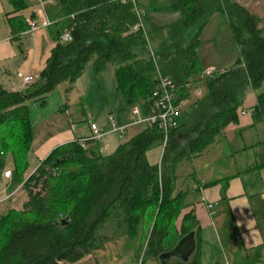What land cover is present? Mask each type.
Returning <instances> with one entry per match:
<instances>
[{
	"label": "trees",
	"instance_id": "16d2710c",
	"mask_svg": "<svg viewBox=\"0 0 264 264\" xmlns=\"http://www.w3.org/2000/svg\"><path fill=\"white\" fill-rule=\"evenodd\" d=\"M10 1L16 11L27 8L25 0ZM59 2L50 28L53 46L38 78L22 90L0 84V178L10 170L14 183L26 192L22 208L0 217V264L76 263L124 234L139 236L137 260L159 262L162 253L191 231L197 242L194 253L186 262L174 258L169 264H201L199 222L187 213L180 224L186 192H176V167L206 152L229 124L239 121L248 87L257 94L252 115L264 122L263 19L237 0H153L150 11L179 17L168 27L159 52H152L145 32L134 30L138 17L130 1ZM210 10L227 14L241 57L231 67L202 77L198 48L209 18L202 20ZM196 25L190 40L175 42ZM28 27L24 24L22 30ZM64 33L72 40L62 41ZM88 63L96 72L115 67L123 111L137 104L148 113L159 73L168 77L176 101L184 102L178 126L166 141L158 126H145L107 155L87 137L83 143L80 138L57 145L26 178L32 143L28 103L44 104L62 83L69 84V93ZM199 80L206 91L193 100L191 85ZM162 146L160 162L151 161L147 152ZM8 154L13 157L11 169L5 165ZM64 218L68 223L63 224Z\"/></svg>",
	"mask_w": 264,
	"mask_h": 264
},
{
	"label": "crops",
	"instance_id": "0c3cea01",
	"mask_svg": "<svg viewBox=\"0 0 264 264\" xmlns=\"http://www.w3.org/2000/svg\"><path fill=\"white\" fill-rule=\"evenodd\" d=\"M25 1L35 3L31 0ZM237 1L256 12L263 19L261 26H264V16L258 10V6L261 5L260 0ZM152 2L153 0H151L150 6ZM35 4L39 3L36 2ZM150 6L148 7L150 8ZM43 7L44 13L45 6L43 5ZM0 15L2 21L0 23V84L8 90H22L24 85L22 78L18 76L19 74L32 75L34 81L38 78L31 71V64L29 69H26L24 64L30 56L29 37L40 30L39 28L34 32L31 31L29 21L36 18L39 20V17L36 14L29 16L26 13V8L16 11L10 0H0ZM44 18L46 16L37 22L40 23ZM24 24H28V29L22 30ZM226 25L225 20H223L221 27ZM166 38L167 36L154 50L150 48L148 42L150 50L159 52L162 42ZM110 68L115 72L113 65L108 66L103 71L96 72L92 63H88L82 75L67 94L65 89L69 84L62 83L66 86L62 91L64 102L60 104L59 111L68 114V127L57 132V134H51L50 138L47 137L49 139H44L37 151H32L34 153L32 158L35 160L26 171V178L36 168L39 160L57 145L89 137L92 133L91 123L93 122H96L106 132L103 141H96L99 143L101 151L102 149L106 150L107 153L104 155L114 152L118 146L124 144L119 141V135H125L129 127L137 125H129L132 120L131 109L135 105L125 111L123 108L121 109L123 125H129L125 133L111 132L110 119L112 116L109 114L110 117L108 118L106 112L109 109L104 105L105 89L112 91V94L115 93L116 89V85L114 88L111 82V73L107 71ZM13 71L18 73L15 78L12 76ZM57 92L59 91L57 90ZM74 92L79 94V101L72 107V110L67 100ZM92 96L98 101V107L102 109L99 116L93 117L91 115V103L94 99L90 103L89 97ZM64 104L66 105L63 106ZM256 104L257 94L251 87H248L242 97L239 121L229 124L224 129L221 138L211 145L206 152L179 162L181 163L186 159L193 160L194 169L188 171L187 168L186 171L188 172L184 174V181L182 184L180 183V187L178 184L179 177L177 178L176 192H186L179 217L180 224L183 216L187 213L193 214L199 222L201 264H264V122L255 120L252 113H248ZM243 111L246 113L242 114ZM109 113L111 112L109 111ZM79 122L89 123V127L81 128L78 125ZM161 148L163 154V146ZM0 183H4L7 192H13L17 187L23 188L22 184L14 188L13 176L10 178L2 176ZM191 191L194 193L189 194ZM3 195L0 198V217L11 209L22 208V206L19 208L7 207L11 198L9 200V195ZM24 202L25 200L22 201V205ZM209 204L212 205L211 209L207 207ZM138 244L139 236L131 238L130 235L124 234L109 241L104 248L95 251L81 261L68 264H80L84 260H91L93 264H143L144 262L137 260L136 257L135 246Z\"/></svg>",
	"mask_w": 264,
	"mask_h": 264
},
{
	"label": "rangeland",
	"instance_id": "374dc122",
	"mask_svg": "<svg viewBox=\"0 0 264 264\" xmlns=\"http://www.w3.org/2000/svg\"><path fill=\"white\" fill-rule=\"evenodd\" d=\"M44 6H45V12L42 11V5L35 4L37 1L33 0L35 3H28L26 8V13L29 16H32L33 14H36L37 17H39V20L46 16V18L54 22L55 17L57 13L59 12L61 5L59 0H43ZM139 2V5L141 7L146 6L147 14L143 18V24H144V30L146 33V38L149 42L151 49H157L160 42L165 39L167 36V30L168 27L173 24L177 18L179 17L178 14L173 13H154L153 11H150L148 6H150L151 0H137ZM147 1V3H146ZM261 5L258 6V10L262 13L264 16V0H260ZM38 3V2H37ZM221 11H208L206 13L205 18L202 20V22L205 19H208V22L203 28L202 35H201V44L198 48V62L200 67V75L202 77L208 76V74L212 70H219L223 68H229L232 65H234L238 59L240 60V52L239 47L235 43L233 36L231 35V32L228 27L223 26L221 27V22L225 20V22H228V16L226 13ZM226 14V15H225ZM1 16V15H0ZM37 18L34 19L35 22L39 21ZM0 23H2L0 19ZM50 28H40L34 35L29 37L28 40V46H30V56L28 59L25 60V68L29 69L31 64V71L34 72L36 76H39L40 72L42 71V67L46 61V57L49 54V51L51 49V46L53 44V40L50 35ZM197 30V25L185 29L183 32L179 34V36L176 38V43L184 44L185 40H190L192 36L195 34ZM181 37V38H180ZM183 37V38H182ZM185 38V40H184ZM108 73H111V82L114 85H116L117 82V76L116 73L113 72V70L110 68L107 70ZM18 73L15 71L12 72V76L15 78L17 77ZM23 75V73H22ZM19 76V75H18ZM109 80V79H108ZM101 83L104 85V82L101 80ZM66 84H61L57 90L52 92L49 97L47 98L46 102L44 104L38 103V102H30L29 103V109H30V121H31V127H32V143L30 144V150L28 152V164L32 165V162L35 160V158H32V155L34 153L32 151H37L44 139L49 137L51 134L54 135L57 132L65 130L67 126V120L69 118L68 114L65 112L59 111V106L61 103L64 102L63 93ZM105 86V85H104ZM192 99L200 98L205 94V83L203 80H199L196 83H192ZM197 89L201 90V93H197ZM106 98H105V107H108L109 111L106 112L108 118L110 115L112 116V119H110V123L113 126L114 124H117V126L123 125V119L121 116L123 114L121 113L122 109V103L120 96L115 89V93L112 94V91L105 89ZM79 94L76 92L72 93L68 97V103L72 107H74L77 102L79 101ZM92 97H89L90 103L91 100L94 99ZM98 101L96 99L93 100L91 103V115L99 116L102 112V109L98 107ZM184 105V104H183ZM135 106H138L135 104ZM90 108V106H88ZM140 107V106H138ZM183 107V106H182ZM110 114V115H109ZM75 115V114H73ZM180 117V115H179ZM178 117V118H179ZM125 120V118H124ZM90 121V120H89ZM98 129L103 131L102 128L96 123ZM78 125L83 127H89V123L79 122ZM145 128L144 124H137L129 127L127 129V132L125 135H119L120 140L122 143H125L129 141L133 136H135L139 131L143 130ZM50 138V137H49ZM47 138V139H49ZM104 139V138H103ZM103 154H106V150L102 149L101 151ZM161 154H162V148L161 147H155L147 152V156L151 161H158L161 160ZM193 160H184L181 163L178 164L176 174L179 177V187L180 183L182 184L184 179V174H186L189 170L193 171L194 165ZM6 167L11 169L14 168V162L12 155L8 154L6 157ZM188 168V171H186ZM33 171V170H32ZM190 171V172H191ZM188 175V174H187ZM21 183H18L14 185V188L20 185ZM18 188V189H17ZM13 192H7V187L4 185V183H0V194L2 198L4 195H9V200L11 198V202L9 201V204H7V207L13 206V207H21L22 201L26 200V192L23 188L17 187ZM195 191V190H193ZM193 194L194 192H189V194ZM194 196V195H191ZM80 264H93L91 260H84ZM143 264H159L158 261L152 260V259H146Z\"/></svg>",
	"mask_w": 264,
	"mask_h": 264
},
{
	"label": "built area",
	"instance_id": "2783aa9c",
	"mask_svg": "<svg viewBox=\"0 0 264 264\" xmlns=\"http://www.w3.org/2000/svg\"><path fill=\"white\" fill-rule=\"evenodd\" d=\"M33 1V0H31ZM40 5H42V8L44 9L43 0H35ZM125 1V0H124ZM130 1L133 4L134 10L136 12V15L138 17V22L134 26V30L142 29L144 32V24H143V18L146 16L147 11L143 7L139 6L137 0H126ZM53 22L49 21L47 18H44L43 21L40 23L35 22L34 20L29 21L30 30L36 31L37 29L41 27H48L51 26ZM146 34V33H145ZM61 40L64 42L71 41L72 37L69 33H64L61 36ZM219 70H212L208 75H212L217 73ZM19 77L22 78L23 85L26 87L27 85L31 84L34 81V77L32 75H21L19 74ZM174 84H172L171 80L163 76L159 73L158 75V82L157 87L153 91V104L151 105V108L148 113L142 112L141 108L138 106H135L131 109L132 113V120L129 125L132 124H144L145 126H158L165 135V141L167 140L168 133L171 129L178 126V117L181 113V109L184 102H177L174 95ZM197 93H201V90L197 89ZM246 112H242V114H245ZM248 113H252V111H249ZM127 125H121L117 126V124H114L111 128V132L114 133H125ZM91 135L87 137L88 139H92L95 141H103V138L105 136L104 131H101L98 129L97 125L95 123H91ZM86 138L80 139V141L83 143L85 142ZM4 176L7 178L12 177V172L10 170L4 171ZM208 209L212 208V205H207ZM228 264V263H225Z\"/></svg>",
	"mask_w": 264,
	"mask_h": 264
},
{
	"label": "water",
	"instance_id": "95a60500",
	"mask_svg": "<svg viewBox=\"0 0 264 264\" xmlns=\"http://www.w3.org/2000/svg\"><path fill=\"white\" fill-rule=\"evenodd\" d=\"M62 222L63 224L68 223V218H64ZM195 240V231H191L184 235L173 249L160 255V264H169L174 258L185 262L188 261L196 249L197 242Z\"/></svg>",
	"mask_w": 264,
	"mask_h": 264
}]
</instances>
